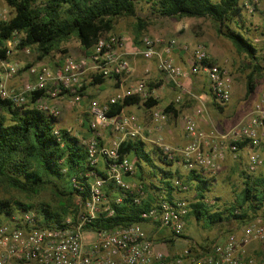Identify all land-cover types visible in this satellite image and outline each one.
<instances>
[{
	"label": "built area",
	"instance_id": "built-area-1",
	"mask_svg": "<svg viewBox=\"0 0 264 264\" xmlns=\"http://www.w3.org/2000/svg\"><path fill=\"white\" fill-rule=\"evenodd\" d=\"M244 7L249 13L264 9V0L246 1ZM261 41H264V28L252 40L253 44ZM18 43L15 33L7 42V57L14 52ZM161 43L160 40L145 36L141 46L134 52L147 60L156 58L157 69L169 80L179 84L186 73L172 56L173 48L178 45L177 40L168 41L165 48L159 51L157 47ZM126 44L122 35L109 34L101 37L86 56L66 57L56 68L45 64L32 67L30 72L35 77L34 81L26 82L20 90L9 91L5 84H0V96L11 99L18 107L31 104L57 118L58 108L50 105L49 99L69 95L74 103L80 102L83 99L81 90L85 75L93 74V78L99 74L124 78L131 75L132 67L125 51ZM182 48L191 53L192 73L207 72L215 101L219 104L228 103L232 90L228 68L218 63L211 64L205 45L192 47L186 44ZM24 51L29 53L30 48L27 47ZM261 57L264 60V50L261 51ZM18 70L17 63L8 64L6 76H14ZM36 92L43 94L33 101L32 96ZM130 96H139L144 101L152 97L145 79L137 81L122 95L110 98L106 104L93 100L89 109L92 131L98 132L102 127L111 126L126 137H138L143 127L135 118L122 114L108 116L110 104ZM202 111L201 107L197 108L196 114ZM167 119L165 109H152L151 120L154 124L159 125ZM184 120L189 137L185 146L170 145L162 139L157 141L161 155L167 160H181L189 170L204 169L210 175H215L221 170L227 152L230 151L237 157L240 144L247 142L252 147L248 171L253 172L263 165L260 149L264 147V90L252 111L227 131H204L198 127L194 115H186ZM55 132L59 133V129L56 128ZM97 137L99 135L94 134L84 140L88 162L94 168L89 173L94 179L90 184V198L84 204L85 213L80 215L76 223L68 219L51 226L43 223L33 209L0 215V264H264V256L256 255L250 250L252 243H259L264 249V217L261 215L246 224L241 231L228 234L208 249L188 247L174 253L158 247L142 223L109 230H86L87 223L101 214L108 217L114 212L106 195L108 185L113 184L124 193H134V200L138 204L146 196L142 184L127 180V177L135 174L136 164L135 160L120 154L122 140L107 144L100 142ZM100 160L104 161L102 168L99 166ZM97 169L101 170V174ZM174 183L182 191L189 189L179 178ZM122 198L123 196H119L114 202L118 203ZM189 211L190 202L184 198L168 200L160 197L151 208L142 212L141 217L158 227V231H166L168 236L180 237L184 233Z\"/></svg>",
	"mask_w": 264,
	"mask_h": 264
},
{
	"label": "trees",
	"instance_id": "trees-1",
	"mask_svg": "<svg viewBox=\"0 0 264 264\" xmlns=\"http://www.w3.org/2000/svg\"><path fill=\"white\" fill-rule=\"evenodd\" d=\"M6 2L13 10V15L8 20H0L2 60L8 58L7 42L15 33L21 34L17 47L34 48L39 51L40 58L58 49L62 42L72 36H76L81 47L89 52L101 37L114 31L118 18L137 17L138 31L145 28L146 23L138 16V7L140 3H146L151 12L160 17L178 19L196 17L213 20L217 25V33L231 41L238 53L252 60L254 68L247 76L246 97L255 91V73L259 68L256 60L259 50L252 42V29L245 21L241 0H44L41 3L38 0H6ZM106 77L108 76L96 75L91 85L103 83ZM152 88L150 86V89ZM84 90L85 85L81 90L83 97ZM42 94L36 92L32 100H36ZM140 101L137 96L127 97L113 104L108 116H116L124 107ZM143 103L147 107H152L157 101L150 97ZM171 108L172 106L166 108L165 112L169 114ZM0 109L3 112L0 114V180L7 181L17 190L34 194L39 193L45 186H50L60 196V203L55 210L44 203L34 206L14 202L15 207H12L9 201L0 200V215L10 214L14 209L18 211L35 207L47 226L63 223V215L71 212L62 200L80 198L85 204L90 198L89 189L94 176L89 173L94 168L88 162L85 143L69 129L58 127L56 117L38 110L31 104L18 107L11 99L0 96ZM84 127L88 132L84 136H94L89 124H84ZM56 128L59 129V133L55 132ZM97 139L102 142L100 137ZM245 144L247 142L241 143L240 147H244ZM119 152L122 157L135 156L136 172L140 173L136 176L137 181L143 185L146 196L138 204L134 200V193H124L113 184L108 185L106 195L112 203L114 212L108 217L101 214L85 225L86 230H109L134 223L150 224L142 219L143 211L151 208L160 197L174 200L176 193L183 192L175 185L176 178L186 183L189 189L193 188L196 191L195 201L190 202L187 219L193 216L212 225L230 218L245 220L250 213L256 214L257 217L264 208V193L256 188L257 183L250 182V176L245 177V188L242 190L238 207L234 206L226 214L220 210L212 211L208 207L207 192L210 190L212 179H207L197 170H189V175L183 179L179 172L165 168L172 165L173 161L164 158L160 149L158 157H155L146 149L141 139H124L120 143ZM97 172L101 174L100 169H97ZM260 182L264 185V178H261ZM119 196H123L122 200L114 202ZM77 221L74 215L73 222ZM184 236L183 233L180 237ZM176 238L178 237L168 236L167 239L173 243Z\"/></svg>",
	"mask_w": 264,
	"mask_h": 264
},
{
	"label": "rangeland",
	"instance_id": "rangeland-1",
	"mask_svg": "<svg viewBox=\"0 0 264 264\" xmlns=\"http://www.w3.org/2000/svg\"><path fill=\"white\" fill-rule=\"evenodd\" d=\"M44 0H38L39 3ZM250 0H241L243 10L245 14V21L247 25L252 29L251 37L259 36L260 29L264 28V9H257L252 13L245 10L244 3ZM138 16L146 23L145 28L138 31L139 20L137 17H122L116 19V25L114 31L111 33L122 35L125 37L126 42L131 46L139 48L143 37L149 36L154 39L162 41L158 45L157 49L162 51L168 41L177 40V47L173 48L172 56L174 57V51L176 48L183 47V45L190 44L192 47L202 44L208 47L207 42L214 40L220 44L225 41L230 46L232 53L227 55L225 59L228 61L225 63L229 74L232 78V85L234 82L233 71H238L243 76L247 83V76L254 68L252 60L244 54L237 52L236 48L231 41L225 37L220 36L217 33V25L210 18H196V17H184L181 19L174 17H160L151 12L149 5L146 3H140L138 7ZM13 15V10L7 4L6 0H0V19L8 20ZM107 33L105 36L111 34ZM17 35V34H16ZM21 34L17 35L19 40ZM259 50L258 58L256 60L259 66L258 71L255 73V94L258 89L264 85V60L261 57V51L264 50V41L254 44ZM227 49V47H226ZM91 50L85 51L77 39L76 36H72L69 40L62 42L60 47L49 55L40 58L39 51L34 48H30V52L26 53L24 49L16 48L14 52L8 56L6 60L0 58V84H5L9 91L20 90L26 82L34 81L35 77L30 72L32 67H38L42 64L48 65L52 68L59 67L66 57H82L90 53ZM230 52V51H228ZM211 64H216L209 60ZM17 63L19 65L18 72L11 77L6 76V68L8 64ZM93 81V74H87L84 77L85 97L78 102L74 103L69 95L61 96L57 99H49V104L58 108L59 114L57 116V126L69 129L73 134L80 135L79 138L84 142L89 138L84 136L87 130H84V125L80 120L85 118L89 121V109L93 100H100L97 95L89 94V91L97 89V85H91ZM112 81V78L108 79L106 83ZM147 86L150 89L149 83ZM260 86V87H259ZM254 92L252 94H254ZM251 94V95H252ZM250 95V96H251ZM109 96L107 97V99ZM101 101V100H100ZM256 103V102H255ZM253 104V106L255 105ZM24 106V105H22ZM252 108V107H251ZM0 109V114H2ZM176 121V117H173ZM185 122V120H184ZM186 127V124H185ZM243 149V147H241ZM240 149V150H241ZM239 153V152H238ZM260 153L264 159V147L260 149ZM237 156L236 160L240 159ZM242 167V168H241ZM235 166L233 171H229L224 176L221 172L213 175V179L210 184V190L207 192L208 207L212 211H223L228 214V210L234 206L238 207L242 190L245 188V177L250 176L251 183H257L256 188L264 193V185L260 182V179L264 176V163L261 167L257 168L253 172H249L241 165ZM246 173V174H244ZM216 180V181H215ZM110 188V187H109ZM184 199L189 202H194L196 198V191L190 188L187 191L180 192ZM60 196L56 193V190L50 186H45L39 193H28L17 190L10 185L7 181L0 180V200L9 201L12 207H15L14 202H21L24 204H37L44 203L50 205L51 209H56L59 205ZM68 205L69 212L71 214L63 215V221L71 219L73 222L74 215L79 219L80 215L85 213V205L80 198L73 200H62V203ZM40 218H43L41 213L37 212V209H33ZM240 210V209H239ZM17 209H14V212ZM242 211V210H241ZM75 213V214H74ZM259 215L264 217V208L259 212ZM256 214L250 213L245 220L228 219L224 222H218L216 224H209L206 220H197L191 216L187 219V223L184 230V237H178L173 243L168 241V233L164 231H158V227L152 224L143 225L146 232L151 235L158 247L169 251L171 253L179 250H185L188 247H199L201 249H208L215 243L223 240L228 234L241 231V229L248 223L252 222L256 217ZM150 228V229H149ZM252 253L264 256V249L259 243H252L250 246Z\"/></svg>",
	"mask_w": 264,
	"mask_h": 264
},
{
	"label": "crops",
	"instance_id": "crops-1",
	"mask_svg": "<svg viewBox=\"0 0 264 264\" xmlns=\"http://www.w3.org/2000/svg\"><path fill=\"white\" fill-rule=\"evenodd\" d=\"M207 45L210 60L214 63L228 66L225 64L228 61L225 58L232 53V50L227 42L223 41L218 44V42L211 40L207 42ZM125 51L131 62V75L126 78L122 76H108L103 83L97 85V89L89 91V94L97 95L101 100L97 101L106 104L110 101V98L122 95L126 89H129V87L134 85L137 81L141 79L147 80L149 86L153 87V90H151L152 99L157 101V103L152 107H147L143 103L144 100L137 96L141 101L137 104L124 107L120 114L133 117L142 125V133L135 138L141 139L145 143L146 149L155 157L159 155V147L157 145L159 139L174 146H185L189 142L184 122V117L186 115H194L198 127L204 131L216 129L224 132L239 124L243 118L252 111L253 104L260 100L262 91L264 90V85L261 87L259 86L260 88L256 94L254 92L251 96L246 97L247 83L241 73L235 70L233 71L234 82L231 90V99L226 104H219L213 98L207 72L201 71L197 74L191 72V53L184 51L182 46L176 48L174 51L175 62L179 64L186 73L181 77L179 84L169 80L166 75L157 69L156 58L150 60L144 59L141 55L135 54V47L128 43L126 44ZM110 78H112V81L106 83ZM108 96L109 98L107 99ZM122 100L123 99L118 102ZM111 106H113V104H110V107ZM171 106L172 108L171 112L168 114V119L159 125L154 124L151 120L152 109H166ZM200 107L203 109L202 113L196 114V109ZM173 117H176V121ZM90 120L91 116L89 115L88 122L85 118H82L80 122H82L83 125H90ZM83 128L86 130L85 127ZM92 133L98 134L102 142L107 144L115 140L123 141L124 139L131 138L124 136L123 133L116 131L111 126L102 127L98 132L92 131ZM251 151L252 147L249 144H245L243 149L238 153L239 161L236 160L237 157H234L232 153L228 151L219 172L224 176L229 171L232 172L235 166L241 167V165L247 170L248 158ZM127 157L136 161L133 155ZM99 166L101 168L104 166L103 160H100ZM165 168L174 172H179L183 179H186L190 172L181 160H176L172 165L165 166ZM198 173H201L207 179L214 178L213 175H210L204 169L199 170ZM139 174L140 173L137 171L136 175L127 177V180L137 184L138 181L136 176ZM156 177L159 180V174H157ZM175 197L183 198L181 193H176ZM178 239L180 240V238L175 239L176 242Z\"/></svg>",
	"mask_w": 264,
	"mask_h": 264
}]
</instances>
